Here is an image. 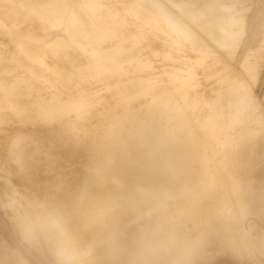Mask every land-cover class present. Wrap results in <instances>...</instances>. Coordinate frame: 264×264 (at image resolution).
I'll return each instance as SVG.
<instances>
[{
    "label": "rangeland",
    "instance_id": "obj_1",
    "mask_svg": "<svg viewBox=\"0 0 264 264\" xmlns=\"http://www.w3.org/2000/svg\"><path fill=\"white\" fill-rule=\"evenodd\" d=\"M35 1L43 7L51 2L62 1L63 4L44 14L31 7L24 8L16 0H0V20L12 29L10 34L3 33L0 24V99L5 101L0 108L8 113L11 110L6 104L18 103L14 107L17 114H5L7 119L0 127V264H89L83 263L78 251L69 246V243L76 245L78 240L72 235L67 222L70 219L66 216L73 217L81 197L89 194L145 198L141 210L146 214L147 224L152 222L156 229L170 227L169 232L159 234L164 240L178 235L174 244L160 243L146 253L156 260L155 264H264V0H240L238 7L243 11L235 14L234 27L241 28H233L237 37L226 44V48L216 46L207 37L201 45L196 44L217 54L207 55L201 65L196 62L200 54L183 48L176 43V33L161 27L164 26L162 19L159 16L157 19L154 14L157 10L148 0H132V3L128 0L125 4L126 0ZM160 1L170 8L165 0ZM203 2L211 3L210 0ZM136 7L144 16L140 17L142 14ZM238 18H244L243 22L247 20L245 29ZM146 27L149 32L144 31ZM136 28L137 31H133ZM92 29L100 31L91 33ZM88 32L91 37L86 35ZM56 34L66 41L51 37ZM17 43L45 57V62L51 66L47 70L31 64L36 73L44 76L42 80L32 78L22 67L23 60L12 57ZM138 50H143V54ZM70 54L73 57H69ZM116 61L122 63L121 68L116 66ZM184 68L199 75L186 86L182 82L185 76L187 81L188 75L179 72L185 71ZM148 69L155 70V76ZM138 72L143 74V79L146 76L149 83L140 78ZM233 73L240 76L235 79L246 83L242 90L254 93L259 110L241 122L220 128L208 102H213L216 94L219 97L223 94L226 99L222 98V102L227 101L226 93L232 87L228 76ZM87 75L101 79L108 76V83L115 80V84L99 86L94 89L96 94L87 98L92 107L90 112L85 110L83 116L93 122L83 128L60 127V120L68 112H76L67 100L79 96L78 89L85 85L79 77ZM149 77H154L156 82ZM127 78L129 82L124 81ZM140 79L149 84L153 93L156 87L166 85L163 89L168 93L163 89L157 91L156 94L165 96L159 97ZM150 81L156 86L151 87ZM142 85L146 86L141 88ZM119 90L121 94L117 93ZM127 90L134 95L126 93L127 98L124 95ZM242 90L238 95L243 94ZM136 91L142 93L135 97L137 103L133 97ZM116 93L118 95H114ZM51 97L55 102L48 106L41 107L37 103L41 98ZM142 97L144 100L139 99ZM142 101L145 105L137 109ZM215 105L219 104L213 103ZM174 106L176 109L172 110ZM4 111L0 109L1 113ZM97 175L107 180L93 178ZM146 176H151L156 184L146 182ZM169 194L175 195L177 201H170L168 206L175 205L173 208L180 210L174 216L164 212V198ZM152 214L156 216L151 217ZM177 228L183 229L177 232ZM153 234L154 231H150L151 240L155 239ZM61 238L63 241H58ZM130 244L132 242L125 245ZM102 248V253L109 252L104 250L105 245ZM125 251L124 258L106 264H132L134 249Z\"/></svg>",
    "mask_w": 264,
    "mask_h": 264
},
{
    "label": "bare ground",
    "instance_id": "obj_2",
    "mask_svg": "<svg viewBox=\"0 0 264 264\" xmlns=\"http://www.w3.org/2000/svg\"><path fill=\"white\" fill-rule=\"evenodd\" d=\"M18 1L19 3H21V5L25 8V7H31L37 11H39L40 13H44V14H49V12L53 11V10H56L58 8V6H60L61 4H63L62 1H58V2H51L50 4L48 5H45L44 7L41 6V5H38L36 3L35 0H16ZM119 1V0H118ZM128 0H126L124 3L121 1L120 3H128L127 2ZM131 3H132V0H130ZM134 1V0H133ZM141 1V0H140ZM152 5L155 6L156 10L157 11H154V9L152 8V11L151 12H155L154 14L157 16V19L159 17H161L162 19V22L164 26H161L162 28L165 27L167 28L166 30L169 31V32H173L176 33V43L180 44L183 48H187L189 49V52L190 50L191 51H194V52H197L198 54H200V60H197V64L201 65V62L204 60V58L213 53V51H210V50H206V49H202L201 46L199 48V46L197 47L196 44H202V42H204L206 39L204 37H207L209 38L213 43L215 42L216 46L218 45H223L225 46L226 48V44L228 45V43H230L231 41L234 40V37L236 38L237 37V33H235V31H233V28H241L240 26H237V27H234V23L236 21V17H235V14L237 13H240L243 11V8L239 9L238 5L241 4V1L240 0H227L229 2H222L224 0H210L211 3H207V2H203L204 0H165V2H167L169 5H170V8L166 7L160 0H148ZM137 1H135L136 3ZM146 2V1H145ZM217 3H219L217 5ZM122 4V5H123ZM130 4V2H129ZM128 4V5H129ZM138 4V3H137ZM130 5H133V4H130ZM140 5V4H139ZM145 7V5H143ZM149 6V5H147ZM146 6V7H147ZM119 7V6H118ZM126 7V5H125ZM133 9L135 8L134 6H132ZM132 7H130V9H132ZM140 7V6H139ZM122 8V7H121ZM129 8V7H128ZM142 8V7H141ZM125 9V8H124ZM122 9V10H124ZM129 9V10H130ZM136 9L138 10V8L136 7ZM143 9V8H142ZM147 9H151V7H148ZM127 10V9H126ZM125 10V11H126ZM148 10V11H149ZM128 11V10H127ZM132 11H136L135 9L132 10ZM139 11V10H138ZM141 13V10L139 11ZM138 12V13H139ZM157 12V13H156ZM143 13V12H142ZM141 13V14H142ZM175 13H180L179 15L178 14H175ZM127 14V13H126ZM135 14V13H134ZM137 14V13H136ZM146 14V13H145ZM242 14V13H241ZM138 15V14H137ZM141 16H144L143 14L140 15ZM148 16V14H147ZM159 16V17H158ZM240 16V15H239ZM127 17V15H126ZM130 17V15L128 16V18ZM132 17V15H131ZM146 17V16H145ZM143 17V18H145ZM154 17V16H153ZM137 18V17H136ZM139 18V16H138ZM149 18V17H148ZM122 19V18H121ZM130 19V18H129ZM133 19V18H132ZM130 20V22H133V20ZM141 19V22L144 20H142V18H139ZM160 19V18H159ZM186 19V20H185ZM239 19V18H238ZM244 20V18H242ZM124 20V19H123ZM126 20V19H125ZM128 20V19H127ZM152 20V19H151ZM240 20V19H239ZM243 20H240L242 21V23H244L245 21H247L245 19V21L243 22ZM129 21V20H128ZM136 21V19L134 20ZM127 22V21H126ZM138 22V21H137ZM135 22V24L137 23ZM148 22V21H147ZM153 22V21H152ZM144 23V21H143ZM142 23V24H143ZM160 23V24H161ZM238 24L241 25V23L237 22ZM0 24L2 26L1 30L3 31V33H6V34H10L11 33V28L9 26H7L2 20H0ZM134 24V23H133ZM140 24V23H139ZM141 24V25H142ZM154 24V23H152ZM247 24V23H246ZM90 25V24H88ZM106 25V24H105ZM146 25V24H145ZM149 25V24H148ZM151 25V24H150ZM158 25V24H157ZM127 26V25H126ZM132 26V25H130ZM139 26V25H138ZM152 26V25H151ZM156 26V25H155ZM233 26V27H232ZM243 26V24L241 25ZM18 25L17 23H15V28H17ZM122 27V26H121ZM140 27V26H139ZM245 27V23H244V26L243 28ZM127 28V27H126ZM143 25H142V29H143ZM153 28V27H152ZM238 28V29H239ZM101 29V28H99ZM99 29H92L91 30V33L92 32H95V31H100ZM134 29V28H133ZM139 29V28H138ZM141 29V27H140ZM155 29V27H154ZM245 29V28H244ZM243 29V30H244ZM64 30V29H63ZM130 31H132L131 29H128ZM127 30V31H128ZM147 30L148 32L150 31V29H148L146 27V29H144V31ZM165 29H163L164 31ZM133 31H137V28L136 30H133ZM160 31V30H159ZM166 31V33H167ZM238 30H236L237 32ZM141 32V31H140ZM139 32V33H140ZM143 32V31H142ZM153 32V31H152ZM239 32V31H238ZM132 33V32H131ZM144 33V32H143ZM240 33V32H239ZM134 36H135V33H133ZM132 34V35H133ZM148 34V33H146ZM145 34V35H146ZM152 34V33H151ZM43 35V34H42ZM86 35H88L89 37H91V34L90 32L86 33ZM131 35V34H130ZM142 35V34H141ZM144 35V36H145ZM162 35V34H161ZM239 35V34H238ZM133 36V37H134ZM171 36V35H170ZM50 35L47 34V38H49ZM51 37H54L55 39H60L61 36L56 34L55 36H51ZM74 37V36H73ZM73 37H71V40H73ZM118 37V36H117ZM122 37V36H121ZM174 37V36H173ZM178 37V38H177ZM130 38V37H129ZM132 38V37H131ZM141 38V37H140ZM146 38L147 40V37H144ZM67 39V38H66ZM139 39V38H138ZM150 39V38H149ZM161 39V38H160ZM174 39V38H173ZM61 40V39H60ZM168 40V39H167ZM49 41V40H48ZM62 42L66 41L65 39H62L61 40ZM98 41V40H97ZM138 41V40H137ZM140 41V40H139ZM162 41V40H161ZM184 42H188L186 45ZM209 41V40H208ZM262 41V40H261ZM100 42V41H99ZM108 42V41H107ZM120 42V41H119ZM136 42V41H135ZM170 42V41H168ZM235 42V41H234ZM233 42V43H234ZM61 43V42H59ZM148 43V41H147ZM156 43L157 40H156ZM175 44V42H172ZM222 43V44H221ZM232 43V42H231ZM134 44V43H133ZM144 44V43H142ZM141 44V45H142ZM151 44V43H149ZM200 44V45H201ZM16 48L13 52V56L12 57H16L20 60H23L22 62L24 64H21L22 67L24 68V70L26 71L27 74H30L32 78L40 81L44 78L43 75H40L39 73H36L35 70L32 68L31 64L35 63L41 70H47L49 67L51 66H48V63L45 62V57L44 56H39V55H36V53H34L33 51H31V49H29L25 44L23 43H17L16 44ZM55 45V44H54ZM58 45V44H57ZM162 45V44H161ZM189 45V46H188ZM66 46V45H65ZM64 46V47H65ZM143 46V45H142ZM150 46V45H148ZM165 46V45H164ZM174 46V45H173ZM219 46V47H220ZM11 47H12V44H11ZM113 47V46H112ZM147 48V46H144ZM152 48V45L150 46ZM163 47V46H162ZM161 47V48H162ZM170 47V46H169ZM172 47V46H171ZM199 49H197V48ZM222 47V46H221ZM146 48H143V49H146ZM154 48V47H153ZM224 48V49H225ZM108 49V47L106 48ZM138 49V48H137ZM139 49L141 50L142 47L140 46ZM149 49V48H148ZM260 49V48H259ZM135 50V49H134ZM138 50V51H140ZM167 50V49H166ZM178 50V49H176ZM93 51V50H92ZM143 51V50H142ZM142 51H140V53H142ZM147 51V50H146ZM155 51V50H153ZM162 51V50H161ZM184 50L182 49V52ZM257 51V50H256ZM11 52V51H10ZM94 52V51H93ZM96 52H100V51H96ZM137 52V50H136ZM152 52V50H151ZM156 52V51H155ZM171 52V51H170ZM187 52V51H186ZM185 52V53H186ZM188 52V53H189ZM254 52V51H253ZM101 53V52H100ZM138 53V52H137ZM146 53V52H145ZM149 53V52H148ZM147 53V54H148ZM157 53V52H156ZM54 54V53H53ZM85 54H88V52H84V55ZM143 54V53H142ZM141 54V55H142ZM161 54V53H160ZM173 54V53H172ZM113 55V54H112ZM139 54H137L138 56ZM145 55V54H144ZM214 55H217V54H214ZM180 56V54H179ZM186 56V55H184ZM249 56V54H248ZM9 57V56H8ZM69 57H73L72 54L69 55ZM136 57V56H135ZM142 57V56H141ZM145 57V56H144ZM173 57V56H172ZM177 57V56H176ZM182 57V56H181ZM189 57V56H188ZM195 57V56H194ZM198 58V56H196ZM143 58V57H142ZM147 58H149L147 56ZM187 58V57H186ZM196 58V59H197ZM215 58H219V57H215ZM247 58V56H246ZM11 59V58H9ZM112 59V58H111ZM138 59V58H137ZM141 59V58H140ZM156 59V58H155ZM179 59V58H177ZM182 59V58H180ZM193 59V58H192ZM220 59V58H219ZM114 60V59H113ZM150 60V59H148ZM146 60V61H148ZM154 60V59H153ZM155 61V60H154ZM157 61V60H156ZM212 61V60H211ZM216 60H213L212 62H214ZM217 61H219L217 59ZM9 62V61H7ZM144 62V61H143ZM152 62V61H151ZM178 62V61H177ZM209 62V61H208ZM211 62V63H212ZM220 62V61H219ZM20 63V62H18ZM129 63V62H128ZM146 63V62H145ZM153 63V62H152ZM159 63V62H158ZM167 63V62H166ZM184 63V62H183ZM189 63V62H188ZM210 63V62H209ZM210 63V65H212ZM217 62H215L216 64ZM221 63V62H220ZM8 64V63H7ZM50 64V62H49ZM116 66H118L119 68H121V64L120 62H117L116 61ZM148 65L150 64L149 62L147 63ZM146 64V65H147ZM173 64V63H172ZM214 64V65H215ZM20 65V66H21ZM52 65V64H50ZM145 65V64H144ZM151 65V64H150ZM171 65V64H170ZM58 66V65H57ZM132 66V65H130ZM135 66V65H133ZM169 66V65H168ZM182 66V65H181ZM180 66V67H181ZM190 66V65H189ZM216 66V65H215ZM147 67V66H146ZM151 67V66H150ZM153 67V66H152ZM175 67V64L173 66V68ZM177 67V66H176ZM175 67V68H176ZM186 67V66H185ZM243 67H246L245 65H243ZM13 68V67H11ZM102 68V67H101ZM118 68V69H119ZM126 68V67H125ZM124 68V69H125ZM131 68V67H130ZM154 68V67H153ZM157 68V67H156ZM161 68V67H160ZM188 68V66H187ZM185 69V71H179V72H185L187 75H188V78H187V81L184 80L185 77L187 76H183V84L186 86V83L189 82V80H197L196 79V74L197 72L196 71H193L192 69ZM217 68V67H216ZM219 68V67H218ZM226 68V67H225ZM247 68V67H246ZM62 70H65L66 68L65 67H62L61 68ZM132 69V68H131ZM146 69V68H145ZM155 69V68H154ZM164 69V68H163ZM182 69V68H181ZM206 69V68H205ZM209 69H212V68H209ZM208 69V70H209ZM214 69V68H213ZM220 69V68H219ZM149 70V69H148ZM152 70V68L150 69ZM150 70L148 71L149 73ZM168 70V69H167ZM171 71V69H169ZM176 70V69H175ZM179 70V69H178ZM201 70V69H200ZM224 70V69H223ZM244 70V69H243ZM245 70H248V69H245ZM2 71V70H1ZM103 71V70H102ZM130 71V69H129ZM127 71V72H129ZM133 70H131L132 72ZM142 71V70H141ZM166 71V70H165ZM173 71V70H172ZM177 71V70H176ZM210 71V70H209ZM215 71V70H214ZM230 71V70H228ZM232 71V70H231ZM18 72V71H17ZM21 72V71H20ZM96 72V71H95ZM126 72V71H125ZM130 74L132 75V73H136V72H132ZM147 72V70L145 71ZM148 72L147 74H145L146 76L148 75ZM169 72V71H168ZM202 72V71H200ZM219 72V70H218ZM234 72V71H233ZM153 76H155V70ZM158 73V72H157ZM156 73V75H157ZM161 74V72H159ZM171 73V72H170ZM168 73V74H170ZM180 73V74H181ZM211 73V72H210ZM216 73V71L214 72ZM224 73V72H223ZM227 73V72H226ZM231 74V72H228ZM20 74V73H19ZM22 74V73H21ZM20 74V75H21ZM140 74V78L143 76V74L139 73ZM163 74V73H162ZM161 74V75H162ZM165 74V72H164ZM180 74H177V75H180ZM201 74V73H200ZM208 74V73H207ZM212 74V73H211ZM230 74L228 76L230 84H232L230 87L231 89L228 90V92L226 93V96H227V101L225 102H222L224 101L226 98L224 96L223 98V94H219L220 92L216 90V93H218L221 97L217 96V94L215 95V99L211 100L213 102H210L209 100V105H211L213 107V110H214V118H215V122L217 125L220 126V128L224 127L226 124L230 123V124H235L237 122H241L243 120H245L247 118L248 115H251L255 112H257L259 110V104L255 98V95L254 93L251 91V90H248L247 88V92L244 91L246 87V83L244 84L243 80L242 82L238 79H235L236 75H234L235 73H233V76L230 77ZM238 74V73H237ZM127 75V74H126ZM142 75V76H141ZM150 75V74H149ZM148 75V76H149ZM159 75V74H158ZM176 75V74H175ZM202 75V74H201ZM215 75V74H214ZM217 75V74H216ZM105 76V75H104ZM133 76V75H132ZM131 76V77H132ZM142 77L143 80H145V78L147 77ZM152 76V75H151ZM160 76V75H159ZM168 76V75H166ZM199 76V75H198ZM204 76V74H203ZM209 76V75H208ZM207 76V77H208ZM222 76V75H220ZM226 76V78H227ZM29 77V76H28ZM115 77V76H114ZM134 77V76H133ZM136 77V76H135ZM134 77V78H135ZM138 77V79H139ZM179 76H177V79H178ZM206 77V78H207ZM240 77V76H239ZM238 77V78H239ZM20 78V77H19ZM24 78V77H23ZM78 78V77H77ZM80 79L83 80V82L85 83L84 86H81V83H80V86L81 88L78 89L79 90V96L77 97H71L69 100H67V102L69 103L70 106H72L74 109H76V112L73 113V112H68L67 115L65 116V118H62L60 120V124L61 125L60 127H63V128H83V127H86L88 125V123L90 122H93L92 120H88L86 117L83 116V112L85 110H88L89 109V112H90V108L92 107V103L89 101V99H87L89 96L93 95V94H96V91L94 92V89L96 90L97 88L99 89V86H102V85H106V87H109V85L111 86L113 84V82L115 80L112 81V84H109L108 81H109V77H105L103 79L101 78H98V77H93V76H83V77H79ZM112 78V77H111ZM110 78V79H111ZM129 78V76H128ZM124 81H130V79H128ZM137 78V77H136ZM150 79L152 77H149ZM154 78V77H153ZM152 78V80H153ZM157 78V77H155ZM159 78V77H158ZM157 78V79H158ZM161 78V76H160ZM159 78V79H160ZM205 78V79H206ZM223 78V77H222ZM22 79V77H21ZM132 81L134 80L133 78H131ZM142 79H140L141 81H143ZM158 79V80H159ZM167 79V78H166ZM182 79V78H181ZM180 79V80H181ZM204 79V78H203ZM151 80V81H152ZM156 80V79H155ZM162 80V79H161ZM160 80V81H161ZM173 80V79H172ZM219 80V79H218ZM222 80V79H221ZM234 80V82H233ZM128 81V82H129ZM146 81V80H145ZM145 81H143L144 83H146ZM150 81V85L151 83L154 81L151 82ZM163 81V80H162ZM161 81V84L164 82ZM178 81V80H177ZM201 81V78L200 80ZM225 81V80H224ZM140 82V81H139ZM138 82V83H139ZM156 82V81H154ZM167 82V81H166ZM111 83V81H110ZM117 83H121L120 82H117ZM131 83V82H130ZM137 83V81L135 80V84ZM149 83V81H148ZM160 82L158 81L157 83V86ZM172 83V82H171ZM181 84V81L179 82ZM224 83V82H223ZM53 84V83H52ZM87 84V85H86ZM115 84V82H114ZM114 84L112 86H114ZM125 84V83H124ZM133 84H134V81H133ZM143 84V83H142ZM170 84V83H169ZM191 84V83H190ZM35 85V84H34ZM118 85V84H117ZM127 85V83H126ZM132 85V83H131ZM147 85V83H146ZM144 85V87L146 86ZM155 84L151 85L154 86ZM165 85V84H164ZM179 85V84H178ZM196 85V84H195ZM48 86V85H47ZM46 86V87H47ZM78 86V87H80ZM116 86V85H115ZM120 86V85H119ZM141 86V84H139L138 88ZM149 87V89L151 90V92L153 91L152 88H150L149 84L147 85ZM156 86V85H155ZM163 85H161L160 87H162ZM167 86V85H166ZM166 86L164 88H166ZM198 86V85H197ZM220 86V85H219ZM227 86V85H226ZM39 87V86H38ZM76 87V88H78ZM104 87V86H103ZM137 87V86H136ZM143 85L141 88H144ZM162 88L159 89V87H156L158 89H155L157 91H161ZM173 87V86H172ZM176 87V86H175ZM174 87V88H175ZM179 87V86H178ZM191 87V86H190ZM207 87V86H206ZM224 87V86H223ZM112 87H110L111 89ZM116 88V87H115ZM120 88V87H119ZM137 88V90L139 91V89ZM147 88V87H146ZM155 88V87H153ZM173 88V89H174ZM177 88V87H176ZM175 88V89H176ZM180 89H182L181 87H179ZM177 88V89H179ZM220 88V87H219ZM244 88V90H242ZM41 89V88H40ZM60 89V88H59ZM103 89V88H101ZM114 88H112L113 90ZM127 89V88H126ZM135 89V87H134ZM147 88V90H145L146 92L149 90ZM168 89V88H167ZM172 89V88H171ZM216 89V88H214ZM234 89H236V91H234ZM49 90V89H48ZM122 90V89H121ZM125 90V89H124ZM129 90V89H128ZM127 90V91H128ZM144 90V89H143ZM142 90V91H143ZM170 90V89H169ZM219 90V89H218ZM241 90L244 91L243 94L241 95H238V91H240L241 93ZM102 91V90H101ZM115 91V90H114ZM117 91H118V88H117ZM125 92V96L128 98V94H132V93H129L128 92ZM134 91V90H133ZM132 91V92H133ZM140 90V92H142ZM157 91H154L155 95L158 96V94H156ZM162 91H167L166 89L162 90ZM161 91V92H162ZM213 91V90H212ZM215 91V90H214ZM53 92V91H52ZM120 92V90H119ZM117 92L118 94H121V92L119 93ZM136 93L134 97L140 94L142 95V93ZM146 92H143V95L144 93ZM223 92V91H222ZM114 94V95H118V94ZM124 93V92H123ZM128 93V94H126ZM150 93V92H149ZM148 93V95H149ZM153 93V92H152ZM153 93V94H154ZM168 93V92H166ZM179 93H180V90H179ZM185 93V92H183ZM41 94V93H40ZM190 94V93H189ZM35 95V94H34ZM38 95V94H37ZM50 95V94H49ZM66 95V94H65ZM68 95V94H67ZM123 95V96H124ZM134 95V92L133 94ZM139 95V96H140ZM162 95V98L163 97V93L161 94ZM161 95L159 94V97H161ZM166 95V94H165ZM191 95V94H190ZM193 95V94H192ZM71 96V95H70ZM101 96V95H100ZM104 96V95H103ZM121 96V97H123ZM151 96V94L149 95V97ZM185 96V95H184ZM184 96H182V101L184 102L183 98ZM200 96V95H198ZM202 96V95H201ZM204 96V95H203ZM43 97V96H42ZM115 97V96H114ZM120 96H118L119 98ZM125 97V98H126ZM132 97V96H131ZM132 97V98H133ZM138 97V96H137ZM146 97H147V93H146ZM148 97V98H149ZM154 100V96L152 95L151 96ZM150 97V98H151ZM156 97V96H155ZM158 97V98H159ZM38 98V97H37ZM100 98V97H99ZM117 98V97H116ZM130 98V99H132ZM147 98V99H148ZM157 98V97H156ZM200 98V97H199ZM203 98V97H201ZM205 98V97H204ZM219 98L221 101H219ZM224 100H223V99ZM65 99V98H64ZM95 99V98H94ZM98 99V98H97ZM120 99V98H119ZM133 99V100H134ZM140 100H144L143 97L142 98H139ZM122 100V99H121ZM139 100V101H140ZM152 100H150L152 102ZM158 100V99H157ZM160 100V99H159ZM165 100V99H164ZM169 100V99H168ZM99 101V99H98ZM96 101V102H98ZM124 101V100H123ZM138 101V102H139ZM176 101V100H175ZM191 102H193L192 100H190ZM199 101V100H198ZM55 102V99L54 98H41L40 100L37 101V103H40L41 107L42 106H48L49 103H53ZM134 102L137 103V99L134 100ZM132 102V103H134ZM145 102V101H144ZM142 101V103H140L139 107L137 109H142L143 106L145 105ZM149 102V103H151ZM160 102H162L160 100ZM171 102V101H170ZM219 104V105H215L213 106V103H216ZM94 103V101H93ZM124 103V102H123ZM147 103V102H146ZM156 103V101L154 102ZM177 103V102H176ZM194 103V102H193ZM3 104H5V101L3 99H0V106H2ZM18 104V103H17ZM16 104V105H17ZM98 104V103H97ZM112 105V103H110ZM125 104V103H124ZM139 104V103H138ZM164 104V103H163ZM180 104V103H179ZM15 106H11L9 104H6L8 110H11L10 114H17L16 110H14V107ZM21 104H19L20 106ZM172 105V104H171ZM176 105V104H174ZM188 105V104H187ZM5 106V107H6ZM123 106V105H122ZM173 106V105H172ZM192 106V105H191ZM210 106V107H211ZM178 107V106H176ZM181 107V106H180ZM190 106H188L189 108ZM217 109H216V108ZM5 108V109H7ZM174 107H172V110H173ZM187 108V109H188ZM1 110L4 111V109L0 108ZM104 109V108H103ZM102 109V110H103ZM136 109V110H137ZM171 109V108H170ZM176 109V108H175ZM195 109V108H194ZM120 110V108H119ZM190 110V109H189ZM159 111V110H158ZM6 111H4V113H1L0 112V127L4 124L5 120L7 119L6 118V115L5 114H8L6 113ZM107 112V111H106ZM120 112H122L120 110ZM124 112V111H123ZM139 112V111H138ZM186 112V111H185ZM73 113V114H72ZM132 113V112H131ZM184 113V112H183ZM189 113V112H188ZM194 113V112H192ZM9 114V115H10ZM72 114V115H71ZM105 114V113H104ZM143 114V113H142ZM190 114V113H189ZM195 114V113H194ZM205 115V114H204ZM8 116V115H7ZM11 116V115H10ZM13 116V115H12ZM11 116V117H12ZM198 116V115H196ZM201 116V115H199ZM207 116V115H206ZM93 117H95L93 115ZM200 118V117H198ZM9 119V118H8ZM202 119V117H201ZM198 120V119H197ZM163 121V120H162ZM201 121V120H200ZM179 122V121H178ZM32 123V122H31ZM96 123V122H95ZM94 123V124H95ZM27 125V124H26ZM33 125V124H32ZM133 127V126H132ZM6 129V128H5ZM214 129V127H213ZM10 130V129H9ZM215 131V130H214ZM176 142V141H175ZM208 145V144H207ZM68 159V158H67ZM60 163V162H59ZM68 164V163H67ZM66 164V165H67ZM63 165V164H62ZM65 165V166H66ZM72 165V164H71ZM60 166V165H59ZM84 166V165H83ZM74 167V166H73ZM77 169V168H76ZM74 171L76 172V170L74 169ZM78 172V171H77ZM60 173V172H59ZM66 175V174H65ZM57 176V174H56ZM86 177V176H85ZM89 177V175L87 176ZM93 178L99 180V181H106L107 179H105V177L103 176H100V175H97V176H93ZM54 179V178H53ZM50 180V182L53 181ZM153 178L151 176H146V179L145 181L146 182H149L150 184H156V181L155 180H152ZM46 180V179H45ZM152 180V181H151ZM49 181L48 179L46 180V182ZM55 182V181H54ZM67 182V181H65ZM65 184V183H64ZM74 186V185H73ZM71 190V189H70ZM74 190V189H73ZM71 192V191H70ZM138 193V192H137ZM73 194H76V193H73ZM77 195V194H76ZM75 195V196H76ZM69 196V195H68ZM74 196V195H73ZM70 197H72L70 195ZM79 198V196L77 197ZM76 198V199H77ZM68 199V198H67ZM73 199V198H72ZM75 199V198H74ZM73 201V200H72ZM75 201V200H74ZM80 201V200H79ZM170 201H173L174 203H176V198H175V195L173 194H169L167 197L164 198V204H166V209L164 210V212L167 214H170L172 216H174L175 214H177L180 210L179 209H174L173 206L175 205H172V208L170 206H168V204L170 203ZM145 202V198L143 197H136V198H132L129 197L128 195L126 194H121L117 197H113V196H105V195H98V194H89V195H86V196H83L81 197V201L78 203V206L76 207V210L74 212V216L72 217L71 214H69L70 211L66 216L70 219L68 220V224H70V231L72 233V235L74 237L77 238V243L76 245H72L71 243H69V246L73 249V251H78L79 253V257H81V261L83 263H89V264H106L107 262H110L114 259H122L124 258L126 251L125 249L127 248H133L134 249V252L131 253V256L133 257L132 258V264H155L156 263V260L154 259H151L147 256V252H149L150 250H154L155 248L158 247V245L160 243H165V242H169L171 244H174V238L177 237L178 235L176 236H169L168 238H166V240H164L165 238L164 237H161V235H159L160 233L162 232H169L170 231V227H162L161 229H156L155 225L153 226V224L150 223L147 224L146 222V214L144 211H142L141 209H143V204ZM75 203H77L75 201ZM163 204V206H164ZM67 207V206H66ZM65 207V208H66ZM72 208V207H71ZM156 215L152 214L151 217H155ZM74 218H79V220H75ZM131 218L133 219L132 221ZM74 219V220H73ZM151 219V218H150ZM152 221V220H151ZM131 223V224H129ZM183 228H177L175 229V231H181ZM150 231H154V234L153 236L155 237L154 240H151V235H150ZM58 241L62 242L63 241V238L61 239H58ZM130 245H125L126 243H131ZM105 245V251H109L107 253L105 252H101L103 250L102 246ZM63 247V246H62ZM124 249V250H123ZM154 252V251H152ZM177 255V253H174ZM22 262L25 261V259L23 257H21Z\"/></svg>",
    "mask_w": 264,
    "mask_h": 264
}]
</instances>
